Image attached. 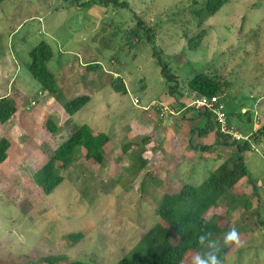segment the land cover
Wrapping results in <instances>:
<instances>
[{"label": "rangeland", "instance_id": "1", "mask_svg": "<svg viewBox=\"0 0 264 264\" xmlns=\"http://www.w3.org/2000/svg\"><path fill=\"white\" fill-rule=\"evenodd\" d=\"M103 3H0V78L8 74L2 68L8 63L17 80L11 82V76H6L5 82L0 79V92H12L20 84L28 90L15 98L19 106L16 116L0 123V139L7 137L11 142L8 158L0 164V264H41L42 257L61 253L70 261L116 264L159 221L155 211L167 192L184 183L200 185L211 171L228 161L234 147L212 152L191 150V141L208 145L219 137L215 129L207 136L191 135L189 130L197 123L181 120L188 112L164 117L160 110L144 109L154 101L178 106L175 98L184 92L190 96L188 80L198 73L229 82L230 86H225L226 107L235 111L231 122L245 135L264 127V0H230L209 18L203 12L206 0ZM138 17L157 27L158 55L173 80L162 75L152 45L136 46L137 39L126 35ZM201 30L206 31L201 45L190 49L189 39ZM41 41L53 49L48 67L64 100L91 96L73 116L55 103L48 104L50 95H39L40 84L28 62L30 50ZM95 56L97 61L90 60ZM84 62L89 63L86 68L81 64L77 68V63ZM94 62L101 67L95 68ZM118 76L127 94L110 86V78ZM133 97L140 99L139 107L133 104ZM38 102L48 104L42 117L35 115ZM241 107L246 113H239L238 120ZM49 118L60 127L56 134L45 127ZM80 125L110 136L106 162L100 165L87 159L82 149L77 162L61 171V185L46 196L33 175L57 142L66 140ZM182 134L188 136L183 138ZM181 146L193 151L188 158L182 156ZM142 161H146L145 168L137 173ZM245 162L253 185L242 180L208 214L220 216L222 226L235 228L240 236L241 245H231L223 264H264V136L247 153ZM248 201L250 208L245 205ZM77 232L85 237L70 247L67 236ZM224 238L215 246H228ZM195 256L187 258L185 264H193Z\"/></svg>", "mask_w": 264, "mask_h": 264}, {"label": "trees", "instance_id": "2", "mask_svg": "<svg viewBox=\"0 0 264 264\" xmlns=\"http://www.w3.org/2000/svg\"><path fill=\"white\" fill-rule=\"evenodd\" d=\"M4 0H0L2 3ZM111 0H90V2H104ZM230 0H206L203 12L207 18L216 15L221 8ZM103 3V4H104ZM123 6L129 7L125 1ZM135 15L136 13L133 12ZM157 27H151L144 23L139 17L132 29L126 31L130 38L137 39V43H130L136 46L143 44L152 45L154 56L162 65V75L168 80L174 77L168 73V67L163 64L159 57V51L156 45ZM206 36V31L201 30L196 36L189 39V48L197 49ZM28 68L34 78L40 84L41 92H48L56 101L60 102L66 113L73 116L75 113L85 107L90 101L91 96L84 94L76 96L70 100H64L63 93L58 85L55 74L49 69V62L54 56L52 47L46 41L39 42L29 52ZM95 68H100L99 62H94ZM110 86L116 92L127 94L128 90L123 79L118 76L111 77ZM178 86V84L176 85ZM226 87L229 82L222 83L221 80L201 72L188 80L187 88L189 91H197L200 94L220 97L221 101L226 102ZM170 91L175 88L171 85ZM19 106L13 98L8 96L0 98V123L5 124L12 119L18 111ZM228 119L231 122V116L235 111H230L226 107ZM231 112V113H230ZM246 113V112H245ZM244 113V114H245ZM248 120L251 115L247 113ZM232 123V122H231ZM46 129L53 134L59 132V125L49 118L45 125ZM216 130V123L208 114L206 124L200 129V136ZM219 137L214 144L193 145L194 150L207 152L214 146L235 147L231 158L224 162L217 170L211 171L208 177L200 184L193 185L184 183L178 190L167 192L158 205L155 213L159 221L151 227L137 245L116 264H185L187 258L193 255H205L213 251L211 245H216L224 235L231 230L229 226H222V218L218 215L208 217L212 208L219 206L223 198L244 178L253 185V179L248 171L245 162V155L249 152L262 136H264V127L253 131L250 134V140L241 142L232 141L228 136L223 135L218 130ZM111 140L107 133H95L88 125L77 126L70 136L64 140L47 159L43 166L37 170L33 177L36 185L42 190L44 195H51L64 181L61 171L69 168L76 163L81 155L82 149L86 151L85 157L93 160L100 165L105 164V147ZM11 142L7 137L0 139V164L8 158V150ZM146 161L136 169L137 173L145 168ZM136 173V174H137ZM257 190V188H255ZM237 197L232 200L236 203ZM250 208L251 202L246 204ZM211 233V235H207ZM205 236L203 244L199 243V237ZM85 237L83 232L71 233L67 236L68 245L71 247ZM218 247V246H216ZM218 259L223 264L231 251V245L218 247ZM65 261V264H90L81 260L70 261L65 253L59 255H48L40 259V263L59 264Z\"/></svg>", "mask_w": 264, "mask_h": 264}, {"label": "built area", "instance_id": "3", "mask_svg": "<svg viewBox=\"0 0 264 264\" xmlns=\"http://www.w3.org/2000/svg\"><path fill=\"white\" fill-rule=\"evenodd\" d=\"M132 102L137 107H139L141 103L140 99L137 97H133ZM34 103L35 101H33V104ZM149 108L160 110L161 115L164 117L168 115L177 116L182 111L187 112L190 109L200 112L205 116L209 114L212 117V120L216 123V130L231 138L232 141L241 142L244 140H250V134L245 135L229 121L226 112V105L221 101L220 97L216 95L207 96L200 94L197 91H191L187 103L182 108L178 106L173 107L163 101H154L151 105L144 107L146 110Z\"/></svg>", "mask_w": 264, "mask_h": 264}, {"label": "crops", "instance_id": "4", "mask_svg": "<svg viewBox=\"0 0 264 264\" xmlns=\"http://www.w3.org/2000/svg\"><path fill=\"white\" fill-rule=\"evenodd\" d=\"M79 53H81L82 55H83V52H80L79 51ZM95 60V61H97V57L95 56L94 58H90V60ZM89 60V59H88ZM6 62V61H5ZM51 62V61H50ZM49 62V63H50ZM7 63V62H6ZM82 65L83 67H87V65L89 64V63H86V62H84V63H77V68L79 67V65ZM3 65V69H5L6 71H5V73H8V74H5V75H3V79L2 78H0V79H2L3 80V82H5L4 81V79L5 80H7L8 81V79L6 78V76H8V77H10L11 76V82H14V83H16V79H15V76H16V74H14V76H12L13 75V72L11 71V70H13V68H10V65H8V63H7V66H5L4 64H2ZM1 66V65H0ZM76 66V65H75ZM74 66V67H75ZM69 76V75H68ZM67 77V76H66ZM65 77V78H66ZM2 82V83H3ZM23 91L24 92H28V90L27 89H25L24 87H23V85L22 84H20L19 85V87L17 88L16 87V90H14V91H12V92H4V90L3 91H1L0 92V98H2V97H5V96H8V97H10V98H13L14 100H15V98H17V97H19V98H21L22 97V94H24L23 93ZM183 93V92H182ZM182 93H180V94H182ZM185 94V95H184ZM39 95L40 96H43L44 98L45 97H47L48 95H50L48 92H41V90L39 89ZM169 95H171L170 93H169ZM25 96V95H24ZM76 97V96H75ZM172 97H176L174 94H173V96ZM189 98V94H187L186 92H184L183 94H182V96L181 95H179L177 98H175V100L177 101V105L180 107V108H182L184 105H185V103H187V99ZM70 99H72V98H70ZM39 101H40V99H38ZM48 104H54L55 103V105L57 104L59 107H61L62 108V110L64 111V109H63V107H62V105H61V103L60 102H58V101H56V99L53 97V96H49V98H48ZM35 101V100H34ZM186 101V102H185ZM39 103V104H38ZM37 103V110L38 111H36V114L35 115H37L38 117H42L44 114H43V111H44V109H45V106H47L48 104H47V102H38ZM41 104V107L40 108H38V105H40ZM57 106V107H58ZM19 112V108H18V111L16 112V114ZM65 112V111H64ZM188 112V114L184 117V118H181V120L182 121H184L185 119H191V124L192 123H197V126H194V127H192L190 130H189V133L191 134V135H194V134H198V132H199V130L200 129H202V128H204V126H205V124H206V116L204 115V114H202V113H200V112H197V111H195V110H193V109H190V110H188L187 111ZM246 112V109L245 108H243V107H241V111L240 112H238V120L239 119H241V115L239 114V113H245ZM16 114L14 115V116H16ZM13 116V117H14ZM36 117V116H35ZM254 123L256 124V122L254 121ZM163 124H166V123H163ZM258 125L256 124V127H257ZM253 129H255V127L253 128ZM240 130V129H239ZM213 131V130H212ZM212 131H210L209 133L211 134V132ZM215 132H216V130H214ZM240 131H242V130H240ZM255 131H256V129H255ZM188 133V134H189ZM208 133V134H209ZM188 134H186V135H184V134H182L184 137L183 138H185V136H188ZM208 134H206V136L208 135ZM217 134V133H216ZM250 134H252V132L250 133ZM247 135H249V134H247ZM218 136V135H217ZM182 138V139H183ZM57 142V141H56ZM63 142V140H61L60 139V142H57V144L58 145H56L55 146V148L53 149V151L61 144ZM190 143H192L193 145H201V144H199L198 142H190ZM189 143V146H190V148H191V144ZM205 144H207V143H204V145ZM208 145H210V144H208ZM222 147H224V146H220V145H218L217 147H212L210 150H208L207 152H212L213 150H215V148L216 149H219V148H222ZM235 148V147H234ZM179 149V148H178ZM253 149V148H252ZM187 150V151H186ZM191 150H194V149H192L191 148ZM191 150H189L188 149V147H186V146H181V153L183 154H181L184 158H188L187 156H189V155H191V154H189V152H193V151H191ZM236 150V148L234 149V151ZM197 151V150H196ZM234 151H232V152H234ZM194 152H195V150H194ZM248 153V152H247ZM247 153H246V155H247ZM245 155V156H246ZM183 159V158H182ZM242 180H247L246 178H244V179H242ZM240 181L237 185H241V183L243 182V181ZM249 184H250V182H248ZM259 187V186H258ZM258 187H255V188H257L258 189ZM255 190V189H254ZM257 191H259V189L258 190H256V192ZM259 193H260V191H259ZM251 202V201H250ZM261 202V198H259L258 199V203H260Z\"/></svg>", "mask_w": 264, "mask_h": 264}, {"label": "clouds", "instance_id": "5", "mask_svg": "<svg viewBox=\"0 0 264 264\" xmlns=\"http://www.w3.org/2000/svg\"><path fill=\"white\" fill-rule=\"evenodd\" d=\"M207 235H211V233H208ZM204 240L205 236L202 235L199 237L200 244H203ZM224 243L229 245L234 244L238 247L241 245L239 233L235 228H232L225 234ZM211 247L213 248V251H209L203 256L196 255L193 258V264H220L218 259L219 248L215 245H211Z\"/></svg>", "mask_w": 264, "mask_h": 264}]
</instances>
